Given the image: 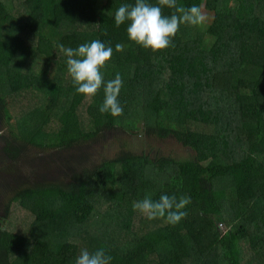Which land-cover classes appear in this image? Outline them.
<instances>
[{"label":"trees","instance_id":"trees-1","mask_svg":"<svg viewBox=\"0 0 264 264\" xmlns=\"http://www.w3.org/2000/svg\"><path fill=\"white\" fill-rule=\"evenodd\" d=\"M177 2L212 22L181 24L153 52L114 24L134 0H0V264H75L83 248L104 249L110 264H264V0ZM94 39L113 48L102 71L122 77L119 117L99 112L103 88L76 93L58 48ZM122 134L173 137L191 153L123 143L96 157V144ZM31 151L54 153L58 172H29ZM148 195L189 196L186 217L149 220L133 209ZM14 204L31 214L25 233L9 222Z\"/></svg>","mask_w":264,"mask_h":264},{"label":"clouds","instance_id":"clouds-1","mask_svg":"<svg viewBox=\"0 0 264 264\" xmlns=\"http://www.w3.org/2000/svg\"><path fill=\"white\" fill-rule=\"evenodd\" d=\"M174 10L171 15H164V8ZM207 20L201 7L193 5L184 7L177 0H157L156 4L148 0H134V3H125L118 7L114 14V24L119 27L127 24L128 40L136 45L150 49L153 52L164 50L172 45V39L178 32L181 24L202 26ZM106 34V33H105ZM66 59L67 72L72 79L77 94L87 98L94 97L103 88L104 98L99 112L119 117L123 108L118 97L123 86L119 73L114 79L105 81L102 69L113 55V48L99 39L80 44L76 48L58 45ZM123 44L117 43L115 51L120 52ZM191 203L187 195L177 198L175 195H161L153 201L151 196L133 203V209L145 215L149 220L166 218L169 224L175 225L186 217L183 209ZM112 257L104 249L90 252L87 248L81 249L75 264H110Z\"/></svg>","mask_w":264,"mask_h":264},{"label":"rangeland","instance_id":"rangeland-1","mask_svg":"<svg viewBox=\"0 0 264 264\" xmlns=\"http://www.w3.org/2000/svg\"><path fill=\"white\" fill-rule=\"evenodd\" d=\"M203 6V5H202ZM203 8V7H202ZM202 11L206 14L207 20L202 26H197L199 30L204 32L206 28L212 22V16L209 11L202 9ZM103 26L105 28L108 27L107 21H103ZM211 40L208 37H204L203 39V47H210ZM90 100L87 99L86 102L82 105L83 110H81L82 122L87 125L89 122V118L83 116L85 111V106L88 104ZM113 143L108 140H104L96 144L93 147V152H99L96 157L99 155H107L110 158L114 157L121 149V145L123 143H127V149L132 150V152L136 154H144L145 152L149 155H161L162 157H171L178 160L186 159L190 155V150L184 147L182 144L178 143L173 137L166 139H159L155 137H147L143 134L132 135V134H122L120 136H110ZM4 137L0 135V147L4 143ZM54 153H38L36 151H31L27 158L24 159V167L34 174L41 176L43 173L51 174L52 172L57 173L59 168V163L55 162V158H53ZM4 161V157L0 155V182L6 179L7 174L4 173L6 170V162L1 164ZM1 214V212H0ZM31 214L28 213L25 209L21 208L18 204H14L12 206V210L9 217V222L12 224V229L18 233H25L26 228H28L29 223L31 222Z\"/></svg>","mask_w":264,"mask_h":264}]
</instances>
